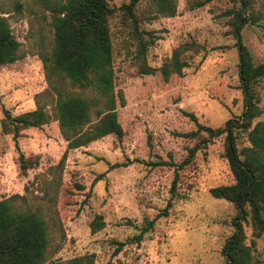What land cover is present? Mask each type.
Returning <instances> with one entry per match:
<instances>
[{"label":"rangeland","instance_id":"obj_1","mask_svg":"<svg viewBox=\"0 0 264 264\" xmlns=\"http://www.w3.org/2000/svg\"><path fill=\"white\" fill-rule=\"evenodd\" d=\"M20 1L23 14H12L9 22L26 57L0 67V200L23 195L27 186L43 195L53 177L51 168L67 150L56 121L23 130L17 139L2 131L4 108L12 116L35 110L36 95L47 87L38 44L43 34L51 35L50 13L36 0ZM109 1L116 7L129 2ZM176 3L174 17L141 24L157 37L148 52L153 67H160L185 42L194 41L203 48L183 76L173 75L168 81L159 73H138L131 55L122 48L126 36L120 18L112 22L118 46L116 90L125 98V105L117 107L124 136L110 135L68 151L53 204L60 221V232L55 234L60 249L47 264H64L85 255H93L94 264H225L221 251L235 231L232 219L237 209L215 199L210 190L234 183V176L224 155V136L205 145L206 134L188 135L197 129L189 115L202 125L218 128L243 112L239 56L231 26L241 2L211 0L197 8L189 0ZM251 3L260 20L243 28L242 39L260 63L264 61V0ZM259 93L263 112L258 120L264 121L263 87ZM192 149L196 154L187 163ZM20 152L39 157V165L26 176L20 173ZM169 201V216L158 219L155 230L141 243H130L145 218H156ZM97 216L103 217L105 227L92 233L91 223ZM245 231L251 244V226L245 224ZM115 241L126 243L117 255ZM254 254L255 264H264V237L256 240Z\"/></svg>","mask_w":264,"mask_h":264},{"label":"trees","instance_id":"obj_2","mask_svg":"<svg viewBox=\"0 0 264 264\" xmlns=\"http://www.w3.org/2000/svg\"><path fill=\"white\" fill-rule=\"evenodd\" d=\"M211 0H189L192 8L202 7ZM50 13L48 27L51 35H42L38 55L43 63L47 87L35 97L36 109L18 116L3 109L1 121L5 135L14 139L31 128H42L52 121L58 122L67 142V150L60 162L52 167V179L43 190L35 194L29 186L23 195L15 194L0 200V264H47L60 249L56 232L60 221L53 205L68 151L114 135L124 136L118 119L117 107L125 105L121 91L116 90L115 60L118 46L115 43L112 22L118 17L123 25L122 48L134 62L139 74L159 73L165 81L173 75L183 76L202 51L194 41L176 47L160 67L148 62V52L157 38L153 32L141 28L143 21L159 17H174L176 0H129L120 7L109 0H36ZM235 11L232 34L239 56V79L244 96V109L240 116L228 120L223 127L202 125L189 115L197 129L188 135L206 134L205 145L224 136V155L234 176V183L210 190L215 199L232 203L237 215L232 219L235 228L221 251L225 264H255L256 240L264 237V121L259 88H264V61L257 63L242 39L243 28L258 24L260 15L254 13L251 0H240ZM250 13L248 14V10ZM20 0H0V67L13 64L26 57L22 43L15 36L9 18L22 15ZM248 14V16H247ZM43 18L47 19L45 13ZM196 149L190 151L187 163L192 161ZM20 173L39 165V157H26L19 153ZM183 168V167H181ZM178 175L172 184L177 194ZM171 201L156 218H145L139 233L129 242L141 243L155 230L156 221L168 217ZM245 224L252 228L253 239L247 242ZM105 227L102 216L91 223L92 233ZM115 254L125 247L124 242H113ZM93 255L77 256L64 264H94ZM114 264V263H109ZM116 264H124L118 262Z\"/></svg>","mask_w":264,"mask_h":264}]
</instances>
